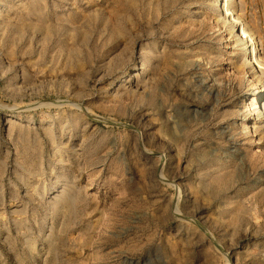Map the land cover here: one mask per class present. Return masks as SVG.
Here are the masks:
<instances>
[{
  "label": "rangeland",
  "instance_id": "obj_1",
  "mask_svg": "<svg viewBox=\"0 0 264 264\" xmlns=\"http://www.w3.org/2000/svg\"><path fill=\"white\" fill-rule=\"evenodd\" d=\"M255 95L264 0H0V264H264Z\"/></svg>",
  "mask_w": 264,
  "mask_h": 264
},
{
  "label": "bare ground",
  "instance_id": "obj_2",
  "mask_svg": "<svg viewBox=\"0 0 264 264\" xmlns=\"http://www.w3.org/2000/svg\"><path fill=\"white\" fill-rule=\"evenodd\" d=\"M244 50H245V51H248V50H249V52H250V47H248L247 45H245ZM255 66H256V65H255ZM255 96H256V95H255ZM254 100H255V101L257 100V102H258L257 108H262V107H264V97L261 98L260 96H256V97L254 98Z\"/></svg>",
  "mask_w": 264,
  "mask_h": 264
},
{
  "label": "built area",
  "instance_id": "obj_3",
  "mask_svg": "<svg viewBox=\"0 0 264 264\" xmlns=\"http://www.w3.org/2000/svg\"><path fill=\"white\" fill-rule=\"evenodd\" d=\"M241 38H242V40H246L248 38L247 33H242Z\"/></svg>",
  "mask_w": 264,
  "mask_h": 264
}]
</instances>
